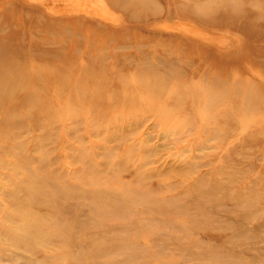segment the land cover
Returning <instances> with one entry per match:
<instances>
[{"label": "rangeland", "instance_id": "rangeland-1", "mask_svg": "<svg viewBox=\"0 0 264 264\" xmlns=\"http://www.w3.org/2000/svg\"><path fill=\"white\" fill-rule=\"evenodd\" d=\"M70 1L0 0V264H264V0Z\"/></svg>", "mask_w": 264, "mask_h": 264}, {"label": "bare ground", "instance_id": "bare-ground-1", "mask_svg": "<svg viewBox=\"0 0 264 264\" xmlns=\"http://www.w3.org/2000/svg\"><path fill=\"white\" fill-rule=\"evenodd\" d=\"M78 1V0H76ZM76 1H70V5L69 6H65L63 7V9L65 10V13L66 12H69V13H79V14H85V15H94V16H98L100 17L101 19L103 20H109V21H112L113 23H115L114 21H117L118 17L110 10L109 6L106 4V3H101L100 4V7L98 6V8L96 9H93V6L91 5H88V1L87 0H82L81 2H76ZM112 2V0H110ZM141 1L142 3H145L146 1L145 0H139ZM115 2V1H114ZM132 3H135L137 2V0H131ZM119 3V2H118ZM145 5V4H144ZM112 6V5H111ZM167 6V5H166ZM118 7V6H117ZM115 8V7H114ZM202 8V7H201ZM63 9H59L58 11H55V14H59L60 11H63ZM178 10V9H177ZM170 15V11H168V15L167 17ZM197 17H200L198 15V13H196ZM188 15H185L183 13L181 14H178V20L176 21V23L174 25H167L166 26V29H171V31L176 34L177 36H179L181 42H179V52H176V53H183V50L184 48L186 47L185 46V43L188 42L189 38L191 39V33H196V38L194 39L195 41H199V37L202 36L204 38V30L202 29V26L197 24L196 22H193L191 20H189L187 18ZM72 17V16H71ZM2 18V17H1ZM81 18V17H79ZM55 20H59V18H55ZM96 20V19H95ZM54 21V20H53ZM169 22V21H168ZM198 22V20H197ZM63 23V22H62ZM79 23V22H78ZM201 23V22H199ZM12 24V23H11ZM59 25V24H58ZM99 25H103L102 23L99 22ZM106 25V24H105ZM159 25V24H157ZM82 27V26H81ZM200 29V30H199ZM204 31H202V30ZM67 30V29H66ZM201 31V32H199ZM97 32V31H96ZM66 34V33H65ZM93 34V33H92ZM116 34V33H115ZM207 34V33H205ZM209 35V33H208ZM24 36V35H23ZM67 36V35H66ZM113 36V35H112ZM194 36V35H193ZM200 37V38H202ZM208 37V36H206ZM205 37V38H206ZM211 37V36H210ZM204 38V39H205ZM209 38V37H208ZM143 39V38H142ZM193 39V38H192ZM212 39V38H211ZM230 39V38H229ZM74 41V40H73ZM96 42V41H95ZM210 42V41H209ZM231 43V42H230ZM160 44V43H159ZM177 44V43H175ZM187 44V43H186ZM23 45V44H22ZM173 45V44H171ZM164 46V45H163ZM169 46V45H168ZM176 46V45H175ZM222 46V45H221ZM132 47V46H131ZM264 47V46H263ZM107 48V47H106ZM130 48V47H129ZM164 48V47H163ZM167 48V47H166ZM172 48V47H171ZM178 48V46H177ZM176 49V48H175ZM174 50V48H173ZM177 51V50H176ZM186 52V51H185ZM181 55V54H180ZM166 58V57H165ZM44 72V71H43ZM50 73V72H48ZM47 73V74H48ZM44 74V73H43ZM46 76V74H45ZM48 76V75H47ZM49 76L52 77V74ZM48 76V77H49ZM54 79V78H52ZM51 79V80H52ZM93 81V80H92ZM89 82V80H88ZM94 84V83H93ZM104 84V82H103ZM142 89V88H141ZM94 93V92H93Z\"/></svg>", "mask_w": 264, "mask_h": 264}]
</instances>
